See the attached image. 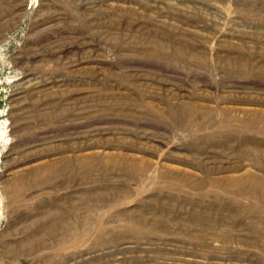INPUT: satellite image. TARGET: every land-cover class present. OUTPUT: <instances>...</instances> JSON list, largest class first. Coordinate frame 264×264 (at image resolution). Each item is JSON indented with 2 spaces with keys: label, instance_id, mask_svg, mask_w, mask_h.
<instances>
[{
  "label": "rangeland",
  "instance_id": "1",
  "mask_svg": "<svg viewBox=\"0 0 264 264\" xmlns=\"http://www.w3.org/2000/svg\"><path fill=\"white\" fill-rule=\"evenodd\" d=\"M0 264H264V0H0Z\"/></svg>",
  "mask_w": 264,
  "mask_h": 264
}]
</instances>
